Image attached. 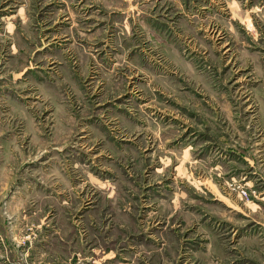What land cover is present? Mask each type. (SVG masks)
Instances as JSON below:
<instances>
[{"label":"rangeland","instance_id":"rangeland-1","mask_svg":"<svg viewBox=\"0 0 264 264\" xmlns=\"http://www.w3.org/2000/svg\"><path fill=\"white\" fill-rule=\"evenodd\" d=\"M130 2L0 0L39 105L0 264H264V0Z\"/></svg>","mask_w":264,"mask_h":264},{"label":"crops","instance_id":"crops-1","mask_svg":"<svg viewBox=\"0 0 264 264\" xmlns=\"http://www.w3.org/2000/svg\"><path fill=\"white\" fill-rule=\"evenodd\" d=\"M144 1H146V3L141 6L142 7L141 10L143 15H146L144 17H148V18H145V21L141 22V25L144 27V29L156 33L158 31H155L153 29V26L149 25V22L150 24L156 23L155 19L158 18L155 17L154 14H152L154 11L153 9H157L158 4H160V9L161 7L163 8L165 0H154V1L144 0ZM160 1L162 2L160 3ZM169 1L170 3L168 2L166 3L172 6L177 2V5H175V7H179V0H169ZM127 2L131 4L130 0H127ZM132 14L134 13H131V15ZM162 37L164 39V36ZM11 48H13V45L11 46ZM11 65L13 64L8 65V62H6L5 64H1L0 62V78H4L3 80L0 79L2 81L0 82V85L5 87L2 88L0 86V162H1L0 163V202L5 197L4 195L7 191L10 192L12 191V193L18 192V189L13 190V186H9L10 183H8V181L13 177L12 179L14 180L12 179L11 180L13 181L14 184L16 176L18 175L19 165L16 168H14L13 164L17 165L18 163L19 152H20L19 145L25 144V142L32 143L34 140V137L36 135V130H35L36 128L35 129L33 128L35 126L34 124L35 117H33V115H34V111H36V106H39L36 105L35 102H28L29 99H26L27 101L24 102L22 98H24V96L29 95V93H23V94L18 93L17 87H19V84L15 74V72L16 73L18 72V67L17 64L15 63L13 66L14 67L16 66V68L12 69ZM136 65L139 64L137 63ZM13 83L15 84L16 87L14 89L12 87ZM9 84L10 86H8ZM59 113L60 111H58L55 106V109L54 110L52 109L51 115L53 116L54 114V117H58ZM48 116L45 115L44 118L45 119L48 118L49 120ZM61 116L62 118L64 117V115ZM60 118L61 117H59V119L58 120L56 119L55 121L56 128L60 126L57 124L61 120L63 122L65 120ZM250 161H251L250 164H252V162L255 161L253 155L251 156ZM256 162H258V160ZM256 173L258 175L259 174L262 175L263 172L258 171V169H256V172H254V174ZM247 182L250 183L253 182V178H250V181ZM17 187L19 188V186ZM207 189L214 193L212 189L210 188ZM262 192H264V189L261 190V193ZM218 198H220L225 205L229 207L233 206L227 196L221 195V197ZM261 198H264V193L261 194ZM261 198L260 200H253L251 202V204L255 206V207L251 206L252 208L250 207L251 212H254L255 214L259 212L257 210L258 208L257 206L264 203ZM17 199H18L17 195L13 194L10 198V201L13 202ZM1 204L2 203H0V206ZM5 220L6 217H4V215L1 213L0 210V226L6 223Z\"/></svg>","mask_w":264,"mask_h":264}]
</instances>
